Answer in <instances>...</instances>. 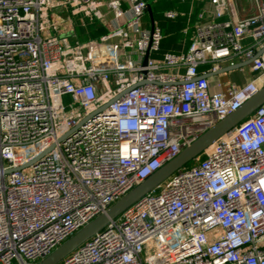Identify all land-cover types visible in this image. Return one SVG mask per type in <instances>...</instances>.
Wrapping results in <instances>:
<instances>
[{
	"label": "built area",
	"instance_id": "obj_1",
	"mask_svg": "<svg viewBox=\"0 0 264 264\" xmlns=\"http://www.w3.org/2000/svg\"><path fill=\"white\" fill-rule=\"evenodd\" d=\"M208 1L188 51L156 60L147 0H0V264L50 255L264 86V0L235 21ZM76 17L108 32L59 33ZM203 155L60 264H264V104Z\"/></svg>",
	"mask_w": 264,
	"mask_h": 264
},
{
	"label": "water",
	"instance_id": "obj_2",
	"mask_svg": "<svg viewBox=\"0 0 264 264\" xmlns=\"http://www.w3.org/2000/svg\"><path fill=\"white\" fill-rule=\"evenodd\" d=\"M147 12L151 19V28L154 29L155 18L151 4H148ZM148 58L149 54L146 56V60ZM252 61L253 59H250L222 67L217 72L209 73L206 75V77H213L222 73L240 69L246 65H249ZM129 90L130 89H128V91ZM118 97L119 95L115 97L111 103L118 99ZM263 104L264 86L255 95L245 101L241 107L227 115L224 119L218 121L215 125L200 135L193 143L185 147L176 157L166 162L160 169L149 176L140 185L130 190L126 195L112 204L106 210V212L100 214L98 217L90 221L73 236L62 243L58 248H56L50 255L36 264H60L68 255H70L73 251H75L78 247L91 239L97 233L102 231L111 221L119 217L142 197L154 190L161 183L172 177L188 164L199 159L211 145H213L218 139H220L230 130L252 116L255 111ZM105 107L106 106H104V108ZM51 149L52 147L49 148L45 153L49 152ZM20 169H22V167ZM11 171L12 170H9V172Z\"/></svg>",
	"mask_w": 264,
	"mask_h": 264
},
{
	"label": "trees",
	"instance_id": "obj_3",
	"mask_svg": "<svg viewBox=\"0 0 264 264\" xmlns=\"http://www.w3.org/2000/svg\"><path fill=\"white\" fill-rule=\"evenodd\" d=\"M151 4L153 15L157 24L160 25L163 32L162 48L160 54H154L156 60H161L165 53H183L187 52L197 29V12L193 7L199 5L202 0H147ZM196 7V6H195ZM176 11L178 13L175 19L165 17L166 11ZM192 12H194L192 14ZM76 31L86 40L94 37H100L108 32L97 19L84 18V26L81 25V18H75ZM86 31V32H84ZM203 68V67H202ZM201 68V70H202ZM204 155L201 156L203 158ZM196 161L188 164L185 168L191 167Z\"/></svg>",
	"mask_w": 264,
	"mask_h": 264
},
{
	"label": "crops",
	"instance_id": "obj_4",
	"mask_svg": "<svg viewBox=\"0 0 264 264\" xmlns=\"http://www.w3.org/2000/svg\"><path fill=\"white\" fill-rule=\"evenodd\" d=\"M258 1H263V0H230V3L232 5L231 6L232 11H230L229 14H227L223 19L224 20L230 19L231 21H235L236 19H246V18L257 15L258 14ZM198 2H199V5L195 4L196 7L195 6L193 7L194 12H197V16L204 8L210 11V5H209L208 0H202L201 2L200 1ZM194 12H192V14ZM206 18L209 21L213 20L210 12H207ZM64 24H67V25L65 26L63 25L62 28L72 29L74 30L72 32L75 34L76 38L80 40H86L84 37L78 34V31H76L77 24L72 23V21H67ZM155 24L160 26L159 24L156 23V21H155ZM145 26L147 28H151V19H150L149 14H147V16L145 17ZM68 32H71V31H68ZM94 38H98V37H94ZM90 39H93V38H90ZM245 43L252 44L253 40L251 38H248L245 40ZM225 66H228V64L223 65V67ZM206 68L207 66H203V69H206ZM252 74L253 73L250 70V66L246 65L240 69L233 70L227 73H222L220 75L213 76L210 78L213 83V90H215L217 82L222 83L223 88L233 83L239 87L244 86L251 79Z\"/></svg>",
	"mask_w": 264,
	"mask_h": 264
},
{
	"label": "rangeland",
	"instance_id": "obj_5",
	"mask_svg": "<svg viewBox=\"0 0 264 264\" xmlns=\"http://www.w3.org/2000/svg\"><path fill=\"white\" fill-rule=\"evenodd\" d=\"M63 16H65V18H67L68 19V17L70 16L69 14H67V13H64V15ZM69 20V19H68ZM64 24V23H63ZM64 25H66V24H64ZM62 31H59V33H63V31L64 30H67V28H62L61 29Z\"/></svg>",
	"mask_w": 264,
	"mask_h": 264
},
{
	"label": "clouds",
	"instance_id": "obj_6",
	"mask_svg": "<svg viewBox=\"0 0 264 264\" xmlns=\"http://www.w3.org/2000/svg\"><path fill=\"white\" fill-rule=\"evenodd\" d=\"M121 127H122V129L127 128V124L122 122Z\"/></svg>",
	"mask_w": 264,
	"mask_h": 264
}]
</instances>
